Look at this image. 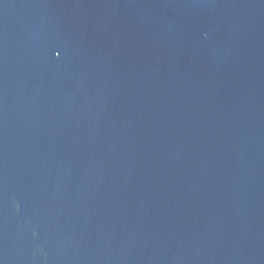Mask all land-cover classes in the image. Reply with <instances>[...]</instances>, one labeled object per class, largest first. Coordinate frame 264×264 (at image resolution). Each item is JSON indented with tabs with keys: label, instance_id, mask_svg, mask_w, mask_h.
<instances>
[{
	"label": "water",
	"instance_id": "1",
	"mask_svg": "<svg viewBox=\"0 0 264 264\" xmlns=\"http://www.w3.org/2000/svg\"><path fill=\"white\" fill-rule=\"evenodd\" d=\"M0 264H264V0H0Z\"/></svg>",
	"mask_w": 264,
	"mask_h": 264
},
{
	"label": "snow or ice",
	"instance_id": "2",
	"mask_svg": "<svg viewBox=\"0 0 264 264\" xmlns=\"http://www.w3.org/2000/svg\"><path fill=\"white\" fill-rule=\"evenodd\" d=\"M57 55H59V53H57Z\"/></svg>",
	"mask_w": 264,
	"mask_h": 264
}]
</instances>
